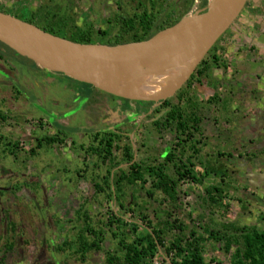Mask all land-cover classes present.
I'll return each mask as SVG.
<instances>
[{
  "label": "rangeland",
  "instance_id": "1",
  "mask_svg": "<svg viewBox=\"0 0 264 264\" xmlns=\"http://www.w3.org/2000/svg\"><path fill=\"white\" fill-rule=\"evenodd\" d=\"M167 2L181 11L187 0H0V9L19 19H29L35 26L41 25L46 14L54 10L67 12L76 27L92 24L95 30L104 31L105 35L95 42L103 44L119 34L116 21L121 15L140 14L143 9L140 4L155 15L161 14ZM201 2L195 0L186 14L203 13L206 6ZM263 7L264 0H250L245 11L217 41V47L223 48L217 53L229 63L228 69L213 68L211 81L192 86L196 102L205 104L216 92L229 103L225 109L222 101L198 107L201 134H195V141L200 142L197 146L200 152L193 156L192 164L203 182L194 184L185 179L180 183L176 208L169 218L185 224V236L198 221L205 224L212 213L225 224L264 229V74L259 70L261 50L253 44L261 31L259 20L264 16ZM123 36L124 41L130 39ZM39 70L0 45V100L7 115L5 120H0V136L7 144L0 143V264H104L105 253L116 248L110 231H105L102 225L112 211L121 212L125 218L124 234L131 241L135 236L129 232L133 221L137 220L139 225L136 236L144 234L138 220L139 207L152 226L164 217L161 210L170 206L158 193L146 206L142 204L147 200L148 177L144 189L139 183L123 187L124 197L120 199L125 206L123 211L119 202L95 196L91 178L98 175L101 183L112 164L100 165L96 155L86 152V146L95 133L118 125L124 133L121 145L131 146L134 162L151 166L162 161V153L174 143V133L153 126L162 101L123 103L90 88L86 102L82 99L81 84L70 82L59 73ZM169 99L176 103L175 98ZM182 107L186 108V104ZM57 131L66 135L61 144L43 146L35 157L26 156L36 136L41 138ZM217 152L222 157H216ZM115 154L116 160L120 158V152ZM96 163L99 169L93 166ZM219 164L224 167L222 170H227L224 181L230 185L225 214L205 207L203 196V190L220 179L204 174L203 168L219 167ZM121 166L127 170V165ZM166 168L172 176L173 165L167 164ZM84 201L88 202L89 215L95 222L99 220L106 233L101 251L82 260L75 253L78 246L75 233L81 224L77 223L74 212ZM200 214L202 221L197 219ZM4 218L14 225L13 231L2 221ZM174 234L178 230L164 234L165 242ZM65 241L71 242L69 248L58 252L57 247ZM7 243L14 244L12 250L4 249ZM221 247V243L206 241V262L230 264L231 252L225 254ZM162 253L160 250L153 259L162 263Z\"/></svg>",
  "mask_w": 264,
  "mask_h": 264
},
{
  "label": "trees",
  "instance_id": "2",
  "mask_svg": "<svg viewBox=\"0 0 264 264\" xmlns=\"http://www.w3.org/2000/svg\"><path fill=\"white\" fill-rule=\"evenodd\" d=\"M194 1L187 0L186 6L181 11L178 10L175 4L167 2L164 10L159 11L161 14L157 15L149 12L145 5L140 4L143 8L141 13L128 14L126 17L121 15L116 21L120 29L119 34L114 36L112 41H104L103 44L118 45L147 40L155 33L180 21L191 8ZM206 4L207 0H202L201 5L206 6ZM0 11L6 13L4 9H0ZM23 21L32 23L29 19H24ZM37 27L45 32L76 43H95L101 35H105L104 31L95 30L92 24H85L81 28L76 27L74 19L67 12L64 13L60 10H54L50 14H46L42 24ZM124 34L130 36L128 41L123 40ZM0 45L4 46L1 43ZM4 47L19 56L8 47ZM221 49L223 51V48L217 47V42L212 46L206 56L196 66L190 78L171 97L176 99V103H173L169 98L160 102L161 108L156 110L158 117L153 121V126L158 129H168L174 133V143L170 149H166L162 153V161L151 166H140L134 162L131 146L129 144L121 145L124 133L118 129V125L113 129H103L95 133L92 136L91 143L86 146V152L96 155L99 158L100 165L112 164L111 167L109 166L106 169L101 183L98 175L91 178L95 196H103L107 200L119 202V207L123 211L125 206L120 202V199L124 197L122 194L123 187L135 186L136 183H139L144 189V185L147 182L146 177H148L150 178V183L149 189L146 190L147 200H143L142 204L146 206L149 199L158 193L164 196V200L169 202L170 206L168 210L165 208L161 210L164 217L152 226H149L151 222L146 220L147 216L142 213V207H139L141 211L138 213V220L141 221L140 225L144 228L142 230L144 234L136 236L139 225L136 222L137 220L133 221L131 226H129L130 234L135 235L131 241H128L124 234L127 224L125 218L121 212L112 211L102 225L107 229L105 231H110L111 239L116 241V248L112 253H105L104 264H152L153 258L160 250L164 252V254L162 253L161 264H211L212 262H206L204 257L206 241L221 243V251L225 254L231 252L230 264H264V229H259L255 225L247 227L238 226L234 223L225 224L214 218V213H212L205 224L201 225L198 221V224L196 226L193 225L188 235L185 236V224L177 219L169 220L176 208L177 189L180 183L185 179H189L194 184H202L203 182L200 174L194 171V165L192 164L193 156L200 152L199 148H197L200 142L195 141V134H201L200 124L202 118L198 115V107L201 105L203 107L206 105L213 106L222 101V108L225 109L229 103L224 102L216 92L205 100V104L196 102L191 90L194 83L202 84L203 82L211 81L210 71L213 68L228 69L229 63L222 58V54L220 56L217 53ZM19 58L22 62L30 63L40 71L38 66L31 60L21 56ZM66 78L70 82L79 83L68 77ZM79 84L89 90L90 88L95 89L87 84ZM106 95L113 99H119L123 103L130 102L124 98ZM184 104H186V108L182 107ZM2 105L3 103L0 100L1 121L7 117L6 112L1 109ZM160 111H163L161 115ZM65 136L62 131L44 135L41 138L36 136L31 148L26 152L27 155L26 153L25 155L35 157L43 146L51 147L61 144ZM2 140L0 136V143ZM14 143L15 147L18 148L17 142ZM79 147L81 149L84 148L83 146ZM115 152H120L121 154L117 160ZM187 153L188 156H185ZM216 157H222V154L217 152ZM99 164L96 163L93 166L99 169ZM122 164L127 165L126 171L121 168ZM167 164L173 165L172 176L167 174ZM220 166V164L219 167L210 165L203 168L204 174L220 178L218 183H212L203 190V196L206 198L205 207H209L208 209L212 208L214 212L221 211L225 214L224 210L228 208L225 199L228 196L230 185L224 181V177L227 176V170H222L224 167ZM82 172L87 171L84 170ZM233 189L235 188L233 187ZM87 203L84 201L74 212L77 223L81 224V228L75 233V241L78 245L75 253L82 260L86 258V255H93L101 251V243L105 241L106 233L99 226V220L95 222L93 217L87 212ZM127 210L130 211V209ZM6 218L2 219V221L7 222ZM202 218V214H200L197 219L202 221ZM146 224L148 225L146 226ZM6 225L10 226L9 229H12V231L15 229L11 222H7ZM174 230H178V234L172 235L170 241L166 243L164 234L167 235V233ZM198 230L202 232L199 233ZM70 243V241L63 242L61 246L57 247V251L61 252L65 248L68 249ZM13 245L12 243H7L4 249L10 251Z\"/></svg>",
  "mask_w": 264,
  "mask_h": 264
},
{
  "label": "water",
  "instance_id": "3",
  "mask_svg": "<svg viewBox=\"0 0 264 264\" xmlns=\"http://www.w3.org/2000/svg\"><path fill=\"white\" fill-rule=\"evenodd\" d=\"M246 2L218 0L211 9L206 7L203 13L196 14L192 19L185 20L184 16L147 40L118 45L76 43L0 11V43L44 71L62 74L113 95L106 89L140 70L159 53L176 55L186 49L198 50L192 61L195 69L239 17ZM113 96L134 101L166 100Z\"/></svg>",
  "mask_w": 264,
  "mask_h": 264
},
{
  "label": "bare ground",
  "instance_id": "4",
  "mask_svg": "<svg viewBox=\"0 0 264 264\" xmlns=\"http://www.w3.org/2000/svg\"><path fill=\"white\" fill-rule=\"evenodd\" d=\"M217 2L218 0H207L206 7L211 9ZM194 16L186 14L184 19H192ZM198 53L199 51L194 49H186L176 55L159 53L140 70L106 90L113 95L128 98L167 99L187 81L194 70L192 61Z\"/></svg>",
  "mask_w": 264,
  "mask_h": 264
},
{
  "label": "crops",
  "instance_id": "5",
  "mask_svg": "<svg viewBox=\"0 0 264 264\" xmlns=\"http://www.w3.org/2000/svg\"><path fill=\"white\" fill-rule=\"evenodd\" d=\"M264 8V7H263ZM245 11V10H243ZM258 23V22H257ZM259 24L261 25V31L256 35L255 40V46H257L258 49H260V53L262 54V63L259 68L261 74H264V16L263 18L261 17V20H259Z\"/></svg>",
  "mask_w": 264,
  "mask_h": 264
},
{
  "label": "flooded vegetation",
  "instance_id": "6",
  "mask_svg": "<svg viewBox=\"0 0 264 264\" xmlns=\"http://www.w3.org/2000/svg\"><path fill=\"white\" fill-rule=\"evenodd\" d=\"M249 2H250V0H247L245 6L248 5ZM245 6H244V8H245ZM243 10H244V9H243ZM243 10H242V11H243ZM230 28H231V26H230ZM230 28H229V29H230ZM229 29H228V30H229ZM228 30H227L226 32H228ZM226 32H225V33H226ZM55 74H56V73H55ZM191 74H192V73H191ZM190 76H191V75H190ZM190 76H189V78H190ZM189 78H188V79H189ZM188 79H187V80H188ZM183 85H184V84H183ZM183 85H182V86H183ZM182 86H181V87H182ZM82 87H83L82 90H83V95H84V96L82 95V99H85V101L87 102V101H88V98H89V97H88V93H90V92L88 91L87 87H84V86H82ZM181 87H180V88H181ZM180 88H179V89H180ZM177 91H178V90H177ZM177 91H176V92H177ZM174 94H175V93H174ZM174 94H173L172 96L168 97V98L173 97ZM76 101H78V100L76 99ZM79 101H81V100H79ZM120 102H122V101H120ZM138 102H139V101H138ZM81 104H82V103H81ZM80 107H81V106H80ZM31 142H33V141H31ZM45 264H50V262H47V263H45Z\"/></svg>",
  "mask_w": 264,
  "mask_h": 264
},
{
  "label": "built area",
  "instance_id": "7",
  "mask_svg": "<svg viewBox=\"0 0 264 264\" xmlns=\"http://www.w3.org/2000/svg\"><path fill=\"white\" fill-rule=\"evenodd\" d=\"M152 264H161V263H159V261L156 260V258H155V259H153Z\"/></svg>",
  "mask_w": 264,
  "mask_h": 264
},
{
  "label": "clouds",
  "instance_id": "8",
  "mask_svg": "<svg viewBox=\"0 0 264 264\" xmlns=\"http://www.w3.org/2000/svg\"><path fill=\"white\" fill-rule=\"evenodd\" d=\"M224 34H225V33H224ZM224 34H223V35H224ZM223 35H222V36H223ZM219 39H220V38H219ZM219 39H218V40H219ZM218 40H217V41H218ZM217 41H216V42H217ZM216 42H215V43H216ZM194 70H195V69H194ZM193 72H194V71H193ZM193 72H192V73H193ZM99 91H100V90H99ZM167 99H168V98H167ZM127 100H129V99H127ZM130 101H131V100H130ZM137 102H138V101H137Z\"/></svg>",
  "mask_w": 264,
  "mask_h": 264
}]
</instances>
